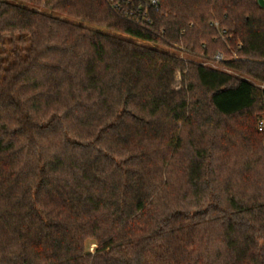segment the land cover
Returning a JSON list of instances; mask_svg holds the SVG:
<instances>
[{
	"label": "trees",
	"instance_id": "16d2710c",
	"mask_svg": "<svg viewBox=\"0 0 264 264\" xmlns=\"http://www.w3.org/2000/svg\"><path fill=\"white\" fill-rule=\"evenodd\" d=\"M263 119L261 0H0V264H264Z\"/></svg>",
	"mask_w": 264,
	"mask_h": 264
},
{
	"label": "rangeland",
	"instance_id": "374dc122",
	"mask_svg": "<svg viewBox=\"0 0 264 264\" xmlns=\"http://www.w3.org/2000/svg\"><path fill=\"white\" fill-rule=\"evenodd\" d=\"M89 25H91L92 27H96V28L108 31L106 28H104L102 26H98V25H94V24H89ZM187 56L192 58L194 61L202 62L204 64L211 65V66L216 67V68H221L223 70H228L227 67L222 63V61L225 58L229 57V55L226 54L224 51H220L215 57H211V58H204L202 55H191V56L186 55V57ZM176 77H177V80H176V84L175 85H176V87H179V82H180V79H181L180 72L177 73ZM261 122H263V124H262V127H263L264 126V119ZM261 122L259 123V127L261 125ZM96 245L97 244H96L94 239L89 238V239L86 240V248H87V250L94 251Z\"/></svg>",
	"mask_w": 264,
	"mask_h": 264
},
{
	"label": "built area",
	"instance_id": "2783aa9c",
	"mask_svg": "<svg viewBox=\"0 0 264 264\" xmlns=\"http://www.w3.org/2000/svg\"><path fill=\"white\" fill-rule=\"evenodd\" d=\"M261 1L264 3V0H261ZM154 2H155V0H154ZM262 124H263V122H261L260 128H262Z\"/></svg>",
	"mask_w": 264,
	"mask_h": 264
}]
</instances>
